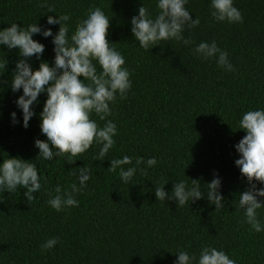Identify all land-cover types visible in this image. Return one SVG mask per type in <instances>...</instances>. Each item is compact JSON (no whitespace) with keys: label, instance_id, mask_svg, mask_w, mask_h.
I'll return each mask as SVG.
<instances>
[{"label":"trees","instance_id":"trees-1","mask_svg":"<svg viewBox=\"0 0 264 264\" xmlns=\"http://www.w3.org/2000/svg\"><path fill=\"white\" fill-rule=\"evenodd\" d=\"M142 3L157 13L156 0H0V29L37 22L55 33L59 25H47V16L67 14L69 35L89 8L100 7L110 18L107 39L125 57L132 80L127 96L110 104L106 120L117 126L116 143L102 160L97 159L100 146L93 144L77 157L65 154L46 162L34 146L35 139H46L39 117L46 94L38 97L27 128L11 122L12 111L22 119L14 103L22 89L13 93L10 88L20 57L17 49L0 46V61L7 60L0 74V160L28 159L42 174L41 190L30 203L24 189L0 190V264H174L175 252L198 257L204 246L224 250L236 264H264V232L244 222L238 201L248 183L234 164L239 157L234 145L246 134L237 129L239 119L264 108V0H234L243 22L231 24L213 19L211 0H189L190 15L200 18L196 28L184 31L192 44L162 41L149 51L131 33V17ZM33 38L45 45L41 59L52 63L51 37ZM212 40L228 52L235 71L193 54L195 45ZM30 62L36 68L40 61L32 57ZM91 118L100 126L106 122L95 114ZM124 155L133 158V165L140 157H155L157 163L146 175L139 171L146 168L141 164L130 183H123L119 170L108 167L110 159ZM80 167L90 168L91 175L85 189L74 194L79 205L55 211L48 199L57 185L63 192L78 184L73 173ZM216 173L224 200L219 209L206 196L183 207L155 197L154 187L164 180L167 192L175 181L191 179L206 189ZM257 211L264 223V207ZM53 237L58 243L42 252L41 244Z\"/></svg>","mask_w":264,"mask_h":264},{"label":"clouds","instance_id":"clouds-1","mask_svg":"<svg viewBox=\"0 0 264 264\" xmlns=\"http://www.w3.org/2000/svg\"><path fill=\"white\" fill-rule=\"evenodd\" d=\"M189 0H156L155 15L143 3L138 7V14L131 17V33L139 47L149 51L161 42L177 41L184 45L192 41L184 36L185 29H194L200 24L198 16L190 15L187 7ZM211 16L217 22L242 23L243 16L234 6V0H211ZM49 12H53L49 9ZM67 14L47 16V25H59L53 33L51 27H44L37 22L26 27L13 22L8 27L0 29V46L17 49L20 57L15 62L11 75L10 88L13 93L22 89L14 103L21 111L22 119L17 118L15 111L10 113L13 124L20 123L22 127L29 126L30 119L36 115L34 105L39 104L38 97L46 94L42 110L39 113L40 131L45 140L35 139L34 146L39 150L38 156L46 162L54 157H77L85 153L93 144L99 145L97 159L102 160L115 145L114 137L117 126L111 120L112 109L119 99H124L132 87L131 72L125 66V57L107 39L110 18L100 7L89 8L86 18L77 25L73 34L70 29ZM39 34L45 38L51 37L53 44V61L42 60L45 45L34 39ZM193 54L203 60L215 59L216 64L227 72L235 71L234 65L228 59V52L222 50L215 40L211 43L201 41L193 48ZM35 57L39 65L33 68L30 60ZM7 60L0 61V69L5 71ZM99 66V71L97 70ZM95 114L99 120L106 121L100 126L91 117ZM237 129H243L246 134L234 145L239 157L234 164L248 183L246 190L239 193L238 206L244 212V222L257 233L264 232V223L259 219L257 210L264 207V108L248 110L239 119ZM73 163L76 159H65ZM157 163L155 157L146 161L140 157L133 158L124 155L122 158L110 159L109 171L117 172L123 183H130L138 166L145 164L146 168L139 171L146 175L147 168ZM125 165H131L125 168ZM77 175L78 184L73 182L70 191L62 192L59 185L55 188L56 195L50 196L47 203L57 212L69 207H77L79 201L74 194L82 192L91 175V169L80 167ZM42 174L35 163L18 156L0 160V190L8 193L18 188L24 189V197L30 203L35 199L34 193L41 190ZM162 181L154 187L157 200H174L177 207H183L202 197L207 198L215 209L223 207L221 194L222 180L218 173L206 183V189L201 187L199 179L175 181L170 192ZM259 182L260 187H257ZM203 189V190H202ZM58 243L53 237L41 244V251L47 252ZM174 264H236L224 250L212 246H204L199 255L179 250Z\"/></svg>","mask_w":264,"mask_h":264}]
</instances>
